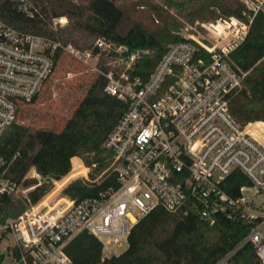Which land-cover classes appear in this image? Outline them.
Wrapping results in <instances>:
<instances>
[{"label": "built area", "instance_id": "obj_1", "mask_svg": "<svg viewBox=\"0 0 264 264\" xmlns=\"http://www.w3.org/2000/svg\"><path fill=\"white\" fill-rule=\"evenodd\" d=\"M13 1L26 14L38 10ZM241 2L243 17L218 9L183 29L147 73L142 64L150 48L105 36L89 48L65 43L57 32L68 24L66 15L52 18L56 36L24 31L0 17V135L20 121L23 104L39 97L65 55L103 75L105 91L126 104L103 142L111 164L91 177L98 163L81 162L87 170L78 175L108 185L82 198L65 192L66 185L50 188L0 222V264H71L66 245L82 230L102 241L105 255L118 253L133 226L157 207L197 214L210 224L224 217L245 221V240L214 264H231L246 242L264 264V120L235 114L233 101L247 72L232 57L254 17L264 13V0ZM42 182L25 187L0 176V202Z\"/></svg>", "mask_w": 264, "mask_h": 264}, {"label": "trees", "instance_id": "obj_2", "mask_svg": "<svg viewBox=\"0 0 264 264\" xmlns=\"http://www.w3.org/2000/svg\"><path fill=\"white\" fill-rule=\"evenodd\" d=\"M32 1L43 4V11L36 10L33 16L19 9L13 0H0V17L24 31L56 36L48 7L44 4L47 2L54 14L68 16V24L58 33L65 43L89 48L95 39L105 36L131 48H150L152 53L142 64L146 73L170 42L182 38L180 30L185 23L178 15L192 20L199 15L214 16L220 9L224 14L243 17L245 9L241 0H163V3L153 0ZM140 6L146 9L142 10ZM171 10L176 11V16ZM232 57L242 71L247 72L246 86L233 101L235 114L242 120H264L263 12L254 17L246 40ZM105 84V77L97 75L59 131L52 128L34 130L21 121L3 131L0 135V176L30 186L39 181L25 178L29 169L35 166L46 179L26 197L5 195L0 202V222L23 212L29 200L40 199L54 179L66 176L56 182L53 192L59 191L71 177L84 173V166L79 162L70 171L73 157L82 156L89 165L97 162L96 174L111 164V153L103 147V142L126 104L105 91ZM37 99L24 103L21 114ZM108 183L103 179L92 185L77 179L65 188V192L82 198L97 194ZM248 231V224L243 220L224 217L210 224L197 214L182 216L157 207L133 226L129 244L121 252L105 255L102 241L88 230L76 234L67 243L66 251L71 264H214L241 244ZM230 261L231 264H263L251 242L239 248Z\"/></svg>", "mask_w": 264, "mask_h": 264}, {"label": "rangeland", "instance_id": "obj_3", "mask_svg": "<svg viewBox=\"0 0 264 264\" xmlns=\"http://www.w3.org/2000/svg\"><path fill=\"white\" fill-rule=\"evenodd\" d=\"M75 1L80 2L85 0H75ZM153 1L163 3V0H153ZM26 2L29 7H31V5L33 6L36 5L39 11H43V6H42L43 4L37 5V3L35 4V2H33L32 0H26ZM44 4L47 5L48 7L49 20L52 21V18L56 14L52 12L47 2H45ZM140 9L145 10L146 8L140 6ZM171 11L176 16V11L175 10H171ZM208 16L209 14H207L206 16L199 15L196 16L194 19L189 20L187 17H182L178 15L179 19L185 23L184 26L181 28L180 32L183 29H186V27H188L189 25L195 23V21L207 19L206 17ZM61 29L58 30L57 34L60 32ZM97 75L98 74L93 71L91 66L79 62L78 60H76L75 58L69 55H65L61 59L58 68L56 70V73L49 80L47 89H45V91L42 92V94L38 97V99L34 103H32L31 105H29L27 108L24 109V111L20 115L19 120L25 125L30 126L34 130L39 128H52L57 131L61 130L65 124L66 118L69 115H71L72 111L81 101L89 85L93 82V80L97 77ZM77 162H79V164L82 166H84L83 164H85L86 167L89 165L87 164L84 157L76 156L73 157L72 159L71 171L74 170V168L77 165ZM81 162H83V164ZM85 166H84V173L87 170ZM36 172H37V168L35 166H32L29 169L28 173L26 174L25 178L32 177V178H36L37 181L39 180L38 182L45 181V178H43L44 180L39 179L36 176ZM94 174L97 175L98 173L96 174L95 170L94 171L91 170L90 176L92 177ZM78 175L71 177V179H69L65 183L66 185V186L64 185L65 188L74 180L81 179L79 178L80 176ZM65 177H62V179ZM26 186L28 185H25V187ZM55 187L56 184L53 181L50 188L54 190ZM28 193L29 191L25 192L23 190H20L16 194V196L26 197ZM29 204H30V200L28 205ZM9 217H14V216H9ZM126 248H127L126 245L118 247L117 252H121Z\"/></svg>", "mask_w": 264, "mask_h": 264}, {"label": "crops", "instance_id": "obj_4", "mask_svg": "<svg viewBox=\"0 0 264 264\" xmlns=\"http://www.w3.org/2000/svg\"><path fill=\"white\" fill-rule=\"evenodd\" d=\"M76 157V156H75Z\"/></svg>", "mask_w": 264, "mask_h": 264}]
</instances>
